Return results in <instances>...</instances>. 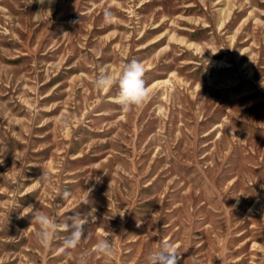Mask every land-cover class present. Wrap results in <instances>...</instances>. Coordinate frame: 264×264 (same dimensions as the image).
I'll list each match as a JSON object with an SVG mask.
<instances>
[{"label":"rangeland","instance_id":"rangeland-1","mask_svg":"<svg viewBox=\"0 0 264 264\" xmlns=\"http://www.w3.org/2000/svg\"><path fill=\"white\" fill-rule=\"evenodd\" d=\"M132 59L148 98L125 113L93 81ZM165 241L264 264V0H0V264H148Z\"/></svg>","mask_w":264,"mask_h":264},{"label":"clouds","instance_id":"clouds-1","mask_svg":"<svg viewBox=\"0 0 264 264\" xmlns=\"http://www.w3.org/2000/svg\"><path fill=\"white\" fill-rule=\"evenodd\" d=\"M104 18L106 23H111L113 13L110 10H105ZM209 64V61L206 60ZM145 68L142 62L132 59L123 66L122 72L117 80L108 70L101 68L100 72L94 79L93 83L96 89L100 91H109L113 87L118 89L115 97V102L120 106L125 113L131 111L133 108H138L143 105L148 98V90L144 80ZM50 176L43 171L42 176L36 180L37 183L47 186L50 181ZM72 193L65 190L61 198L67 200ZM87 203V201H84ZM31 225L38 226L35 232L38 243L44 247H48L53 241L54 232L57 230L55 221L45 212L34 209L32 206ZM93 209L88 215H93ZM95 218V217H93ZM85 220L75 218L73 225L64 224V230H70V235L63 241L61 251L75 249L85 236L84 224ZM97 253H102L104 256L111 257L114 254L113 241L109 237L101 239L95 245ZM180 253L172 242H162L158 250L150 252L147 255L148 264H178Z\"/></svg>","mask_w":264,"mask_h":264}]
</instances>
